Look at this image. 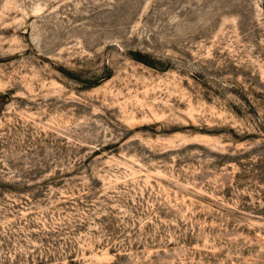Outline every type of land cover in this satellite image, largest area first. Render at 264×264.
Here are the masks:
<instances>
[{
  "label": "rangeland",
  "instance_id": "374dc122",
  "mask_svg": "<svg viewBox=\"0 0 264 264\" xmlns=\"http://www.w3.org/2000/svg\"><path fill=\"white\" fill-rule=\"evenodd\" d=\"M0 264H264V0H0Z\"/></svg>",
  "mask_w": 264,
  "mask_h": 264
},
{
  "label": "trees",
  "instance_id": "16d2710c",
  "mask_svg": "<svg viewBox=\"0 0 264 264\" xmlns=\"http://www.w3.org/2000/svg\"><path fill=\"white\" fill-rule=\"evenodd\" d=\"M135 58L138 59V60H141V61H143V62H145V63H147V64H149V65L154 66L153 61H152V60H149V59H146L145 57H143V55L137 56V57H135ZM108 76H109V75H108Z\"/></svg>",
  "mask_w": 264,
  "mask_h": 264
}]
</instances>
